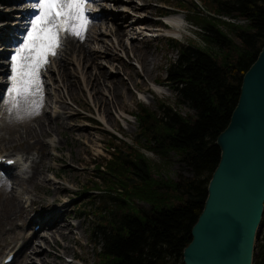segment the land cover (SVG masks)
I'll return each mask as SVG.
<instances>
[{"label": "trees", "instance_id": "obj_1", "mask_svg": "<svg viewBox=\"0 0 264 264\" xmlns=\"http://www.w3.org/2000/svg\"><path fill=\"white\" fill-rule=\"evenodd\" d=\"M187 1L191 5L185 7L191 14L188 19L199 27L207 46L173 43L177 56L167 66L165 80L175 92V102L187 104L193 114L183 115L161 101L156 111L138 102L134 118L149 144L146 148L163 156L174 150L190 176L179 174L165 183V192L157 198L154 184L161 183L151 177L144 155L117 154L107 160L105 172L120 186L115 188L106 180L114 191L106 203L113 207L99 214L100 220L92 227L96 239L91 242L98 246L102 264H167L169 258L182 261L183 248L191 240V228L220 159L216 137L227 126L242 76L264 43V0H199L201 5L177 0L183 7ZM212 13L238 15L248 24H229ZM168 189L175 196L174 203L165 202ZM135 198L148 205L137 206ZM261 222L264 224V208ZM252 264H264V236Z\"/></svg>", "mask_w": 264, "mask_h": 264}, {"label": "rangeland", "instance_id": "obj_2", "mask_svg": "<svg viewBox=\"0 0 264 264\" xmlns=\"http://www.w3.org/2000/svg\"><path fill=\"white\" fill-rule=\"evenodd\" d=\"M98 1V8L102 4H106L107 11L116 12L118 10L119 6L116 4L112 5V3L108 1L104 2L103 0ZM133 2L143 3L142 0H133ZM150 3L152 10L148 13L150 17H148L149 21L146 22L149 25L155 24V18L158 16H156V14L164 12L161 11L162 5L164 4L165 7H170L168 10L169 14L180 13L185 15V18H187L188 14L191 15L185 8L190 6L189 3L184 2L183 4L186 5L184 7L178 4L177 0H150ZM108 7H112V10H109ZM176 7H181L183 9ZM2 12L7 13L8 10H3ZM136 13L139 15L144 12L136 11ZM228 17L226 22L229 24L231 23L239 26H244L246 24L244 19L236 15ZM6 18L7 17H1L0 20ZM223 28L225 27L223 26ZM155 29H157V31H151L155 33L159 32L155 36L139 35L137 37V49L131 50L129 45L127 46V44H125V49L115 50V53H118L116 56L120 58L121 62L126 65V67L120 64L117 59L109 61L108 57L102 56L103 53L95 54V63L97 62V64L101 65V68L106 69L108 72L112 70L111 73L107 74L108 76L106 78L108 80L112 74L117 73L128 86V90L126 91L123 89L118 98L113 96L108 86H104V89L102 88L99 92V94L109 102L108 108L112 119H109L106 115L104 116V112L93 106L91 95L87 92L88 90L83 87L82 82L83 90H77L74 94H68L57 86L56 90L61 94L57 99H62L70 109L78 112L77 116L68 118V121L76 125H83L85 128H79L78 130L68 132L65 127L61 129L60 127L56 128L53 126L49 136L42 134L37 142L28 149L31 155L37 156V151L42 150V147L45 145V140H48L49 143L51 142L48 147V153L44 154L45 157H43L41 161L44 165L40 167L41 172L38 174L37 182L34 186L26 184L28 191L30 190L28 194L24 193L15 182L12 184L11 179H4L3 182L0 181V204L3 201V197L8 194L7 191L11 192V190H7L8 186H11L14 193L18 194L20 199H22V206L19 211V207H11L8 205L9 199L5 196L6 201H4L5 204L0 213V260L3 254L10 248L14 251L19 248V259H16L10 264H23L24 260L21 256L22 249L20 245L22 241L30 237L31 246L40 244V246L43 245L44 249L47 251V254L44 255L42 259L46 264H102L103 257L97 254L98 246H94L91 242L92 239H96V237H94L96 235H92V227L100 220L99 214L113 207L112 203H106V200L109 199L108 196L114 193V191L109 190L107 187L106 180L109 179L111 183H114L113 186L115 188H118L120 185L114 181L117 180L115 177L105 172L107 171L105 164L107 160L115 157V155L117 156V154L127 153L130 157L136 156L138 153L142 154V156L144 155L146 162L150 166L151 177L161 183L159 185L154 184V190L156 191L154 194L157 198H161L163 192H165L163 191V189H165L164 186H167L165 183L175 180L179 174L190 176V172L181 160V156L174 150H170L168 156H163L153 149L146 148L149 144L142 138L140 127L137 126L131 113L136 111L138 102H142L145 104L144 106L156 111L157 104L161 101L165 104H170L183 115H192V110H190L191 108L188 107V105L185 103L177 104L175 102V92L172 87H168L165 82L166 68L177 56L176 49L173 48L171 44L189 43L201 47L207 45L198 33L199 27L197 28L190 24L187 19L184 30H181L180 38L175 39L173 36H166L164 33L167 31L160 27L158 28L156 26ZM123 30L129 32L130 28L123 27ZM87 31L84 36L85 40L88 39L86 38L88 35ZM130 35L131 34L126 35L125 38ZM169 37L173 39L171 40ZM109 39V34H103L101 36L102 43H109L110 45L115 44L116 46V40L112 44ZM129 41L130 40H127V42ZM86 42L85 48L89 47L91 50L99 48L100 46L99 40V44H95L93 40L90 39L86 40ZM69 49L70 48L67 49V47L65 50L63 49V51L61 48L59 49L58 56L60 65L70 71V78L79 79L81 81L82 74L76 71V64L65 61L70 60V58H65L64 54L68 57L72 56L68 54L70 53ZM112 49L114 50L113 47ZM216 50L217 49L214 48V51ZM138 52L144 53L145 57L149 60L148 72L146 73L142 70L140 62L137 60L138 63L134 56V53ZM217 52L219 53V50ZM76 56L79 57L77 53L75 54V57ZM50 59L53 61L54 70L49 71L52 72V79L49 81L55 82V77L58 79L59 73H57L56 62L53 57ZM76 61L79 62V59L77 58ZM79 66V68L82 67L81 61L79 62ZM57 67H59V65H57ZM49 68L51 67L49 66ZM114 70L116 72H114ZM92 72H94V70ZM132 72L134 73L132 74ZM74 73L78 76L74 75ZM44 80L47 81L48 79L45 78ZM107 83L110 85L116 82L109 80ZM135 83H138L139 87H145L146 89L135 86ZM158 84L161 85L164 92H159L154 89V85ZM88 88L89 86H87V89ZM51 96L52 95H50V97ZM47 99L48 102L46 101V103L49 104L50 102V107H47L46 116L49 110L50 113H52V108H56L59 105L58 102L57 104L52 102L51 99L54 98ZM1 100L2 99H0V101ZM122 110L125 111L123 112ZM15 111L21 114V109H15ZM103 116L105 118H103ZM8 118L9 125H15L17 127L25 125L23 123L14 124L12 112L9 113ZM35 119L34 116H29L28 122L33 123ZM5 129L6 126L1 131L3 135H6ZM80 132H85L87 135L86 143H84V141L82 144L77 143ZM111 132H116L117 134H115L118 137H114ZM120 133L122 136L119 135ZM32 140L33 139H30V141ZM23 147L24 144L21 143L13 142L8 144L6 139L0 140V153L4 155L11 153L24 154L26 152L23 151ZM35 147H37V149ZM113 149L114 152L111 151ZM44 176H51L52 180L51 178L43 180ZM8 181L11 184H9ZM135 184H139V182L135 181ZM62 188H65V190H62ZM166 197H169L165 200L166 203H174L176 200L169 189L168 193H166ZM29 198H36V200L40 199L38 202L40 206L37 202H29ZM65 199L66 202H68V208L66 210L68 214H65L63 217L61 216L58 222L64 224L70 222L72 224V228L74 229L72 237L64 238L63 236L60 237L56 235V240L46 242L43 237L38 236V234L40 235V233L42 234L45 232L44 228L39 229L35 221L39 216H45L50 213L52 207L47 208L42 205L46 202H52L53 204L63 202ZM134 202L137 206L148 205L147 202L138 198H135ZM24 208H28V210L23 211ZM28 219H33V221L26 223ZM79 222L80 225H78ZM37 231H39V233ZM34 232L36 233L34 234ZM63 232L67 233V230L63 228ZM263 236L264 224L261 222L255 232L252 263L254 259H257V248ZM30 250V246H28L27 252H30ZM55 254H60L61 259L55 258ZM28 260L29 263H32L30 259ZM168 260L167 264H184L182 261H176L172 258ZM43 262H40L38 258L35 257L34 264H42Z\"/></svg>", "mask_w": 264, "mask_h": 264}, {"label": "bare ground", "instance_id": "obj_3", "mask_svg": "<svg viewBox=\"0 0 264 264\" xmlns=\"http://www.w3.org/2000/svg\"><path fill=\"white\" fill-rule=\"evenodd\" d=\"M11 1L20 2L21 4L19 5H22V8L23 9L25 8V10H20L21 7L18 6L15 7L11 6L12 5L10 4ZM103 1H108L111 3L114 2L122 7H120L116 12H111V11L105 12L106 11L105 7H100L99 9L98 8L93 9L92 5L96 4V2L95 3L90 2L89 7L91 8L92 11L90 12V14H88L90 23L88 25V31H87L88 35L86 37L88 39L86 40L89 39L93 40L95 44L100 43L99 48H94L93 50L89 49V47L85 48V43L87 44L85 37L83 40H79L78 38L72 36H66V38L64 39V46L61 48L62 51L63 49L65 50L66 47L67 49L70 48L69 49L70 53L68 54H71L72 56L68 57L67 55L64 54L65 58H70V60H65V61H69L72 64L73 63L76 64V71L82 74L81 81L79 79L70 78V74H69L70 71H68L67 68H64L63 66L60 65L59 56L53 57L54 61L56 62V70L57 73H59L58 75L60 79L59 77L58 79L55 77L56 79L55 82L49 81L50 79H52V75H51L52 72L49 71L54 70L53 61L50 60L49 63L50 65L48 64L45 70H43L41 73V79L43 82L42 92L35 96H29L27 99L17 98L19 101V106L13 107V104L9 102V90L12 84L10 77L13 75L12 65L9 66V64L12 61H9V58L3 60L0 59V98L2 99L0 101V140L6 139L8 144L13 142L24 144L23 151L26 152L24 153L25 157H22L23 156L22 153L21 155L22 159L21 157H17L19 156L18 153L6 154L7 157H5V159L7 158L16 159V165L14 167L15 169L14 171H9L8 169H10V167H4L3 162H0V169L1 168L4 169L6 171L7 177L9 176L8 179H11V183L13 184L15 182L16 184H18L21 190L26 194H28V192L30 191V190L28 191L26 184L34 186L38 180V174L41 172L40 167L44 165L41 161L43 157H45L44 154L48 153L49 151L48 147L51 142L49 143L48 140H45V145L42 147L41 151L40 150L37 151L38 152L37 156H34L33 154L30 155L28 149L37 142L38 138L41 137L42 134L49 136L53 126L56 128L60 127L61 129L65 127L67 128L68 132L78 130L79 128L80 129L85 128L83 125L82 126L76 125L68 121V118H73L77 116L78 112H76L73 109H70V107L67 106V104L62 99L60 100L59 98L57 99V97L61 96L59 91L56 90L57 86L58 88L62 89L68 94H74L75 91L81 89L83 90V87H85L86 90H88L87 92L91 95L93 106L96 107L98 110L104 112L103 113L104 116L105 115L108 116L109 119H112L108 108L109 102L107 101L106 98L102 97L99 94V92L102 90V88L104 89V86H108L113 96L115 98H118V96L122 93L123 89L126 91L128 90V86L121 79V77L117 75V73L112 74L111 77L109 78V80H113L117 84L111 83L110 85H108L107 81L109 80L106 77L108 76L107 74L111 73L112 70L108 72L106 69L101 68V65L97 64V62L95 63L94 61V59L96 58L95 54L103 53L102 56L108 57L109 61L117 59L120 64L126 67V65H124L121 62L120 58L116 56V54L118 53H115V50L125 49V44H127V46L129 45V48L131 50L137 49V45H136V42L138 40L137 37L139 35L142 36L149 35L146 26L149 24L146 22L149 21L148 17L150 16L148 13H150L152 10V7H150L151 3L150 0H142L143 3L133 2V0H103ZM34 3H35L34 0H29L28 2H26V0H0V18L10 16V14H12V16L21 15L20 17L29 16L31 15V13L33 15L35 9H33L32 11L31 5ZM97 4H99V1H97ZM4 7H9L7 8L9 12L3 13L2 11L5 10ZM13 8L19 9L18 12L16 13L11 12V9ZM136 11H143L144 13L137 15ZM167 18L168 21L171 22L173 27V29L170 28L169 31L176 34H180L181 31H178L177 29L180 28L181 22H183L185 19V15L180 13H171L168 14ZM6 24H7L6 22L0 21V27H2L0 29V34L2 35H5L8 30ZM142 25H144L142 29H139L140 26ZM123 27L130 28V31L125 32L123 30ZM152 31H157V29H153ZM151 33H155V32H151ZM101 34L102 35L109 34L110 35L109 40L112 42V44L116 40V46L115 44L110 45L109 43L107 44L102 43ZM128 34L131 35L125 38V36ZM2 35L0 36V40H5V38H3ZM127 40L130 41L127 42ZM1 46L2 44H0V48ZM112 47L114 48V50L112 49ZM6 48L2 47V50H0V58H2L5 54H7V52L3 50ZM76 53L79 57L77 56L75 57ZM134 56L136 57V61L138 60L140 62V66L142 70L145 73L148 72L149 60L147 59V57H145V54L138 52V53H134ZM77 58L79 59V62L80 61L82 62L81 68H79L80 67L79 62L76 61ZM57 65H59V67H57ZM49 66L51 68H49ZM93 70L94 72H92ZM114 72L116 71L114 70ZM133 73L134 72H132V74ZM74 75L78 76L76 73H74ZM45 78H47L48 80L45 81L44 80ZM81 82L83 83V87ZM87 86H89L88 89ZM135 86L139 87V84L135 83ZM139 88L146 89L145 87H139ZM154 89L159 92H164L160 84L154 85ZM50 95L52 96L50 97ZM47 98H54L51 99L52 102L54 104H57L58 102L59 105L56 108H52L53 110L52 113H50L49 110L46 116L45 113L47 107L48 106L50 107V102L49 104L46 103V101L48 102ZM36 104H39L38 114L28 115L27 113L31 112ZM15 109H21V114H18L17 113L18 111H15ZM122 111L124 112L125 110ZM10 112H12V120L14 121V124L23 123L25 125L22 127L9 125L8 115ZM29 116H34V119L36 118L33 123L28 122ZM104 116L103 118H105ZM5 126H6L5 129L6 135H3L1 131L3 128H5ZM57 131L59 133L58 129ZM30 139L33 140L30 141ZM86 139H87V135L85 134V132H80L77 138V143L82 144L83 141L84 143H86L87 142ZM35 148L37 149V147ZM0 156L3 155L0 154ZM27 159H30L29 163L26 166H24L22 163L27 161ZM47 178L48 179L51 178L52 180L51 176L50 177L44 176L43 180H46ZM0 181L3 182L2 177H0ZM7 190H11V192L7 191L8 194L5 195L6 198L9 199L8 205L11 207H19V211H20L22 206L21 205L22 199H20L18 194L14 193L12 187L8 186ZM62 190H65V188H62ZM5 196L3 197V201L0 204V213L4 207L5 204L4 201H6ZM39 201L40 199L36 200V198H29V202L31 203L33 202L38 203ZM38 205L40 206V203H38ZM42 206L47 208L52 207V211L45 216H39V218L35 221V223L38 224V228L39 229L44 228L45 231L42 234L40 233V235L38 234V236L43 237V239L46 242L50 240H56L55 239L57 238L56 235H59L60 237L63 236L64 238L72 237V233L74 232V229L72 228L73 227L72 224L70 222H66L65 224L58 222V219L61 216L63 217L65 216V214L66 215L68 214V212L66 213V210L68 208L67 207L68 202H66V199L63 202H59L55 204H53L52 202H46ZM27 210L28 208L23 209V211H27ZM31 221H33V219H28L26 223H29ZM78 225H80V222L78 223ZM63 228L67 230V233L63 232ZM37 232L39 233V231ZM35 233L36 232H34V234ZM30 243H31V239L30 237H28L27 239L22 241L20 245V248L22 249L21 256L22 259L24 260L23 264H34L35 257H37L40 262H43L42 260L44 258L43 256L47 254V251L44 249L43 245L40 246V244H36L35 246H31ZM28 246H30L31 249L30 252H27ZM9 250H12V248H10ZM54 257L61 259L60 254H55ZM1 259H3V256L1 257ZM28 259H30L32 263H29ZM0 264H2V261H0ZM42 264H46V263L43 262Z\"/></svg>", "mask_w": 264, "mask_h": 264}, {"label": "water", "instance_id": "obj_4", "mask_svg": "<svg viewBox=\"0 0 264 264\" xmlns=\"http://www.w3.org/2000/svg\"><path fill=\"white\" fill-rule=\"evenodd\" d=\"M215 141L220 159L182 261L252 264L264 208V43L243 74L237 103Z\"/></svg>", "mask_w": 264, "mask_h": 264}, {"label": "snow or ice", "instance_id": "obj_5", "mask_svg": "<svg viewBox=\"0 0 264 264\" xmlns=\"http://www.w3.org/2000/svg\"><path fill=\"white\" fill-rule=\"evenodd\" d=\"M89 3L90 0H36L31 5L35 14L27 22L22 43L11 57L9 102L13 107L19 106L17 98L27 99L42 92L41 73L50 58L58 56L66 36L84 39L92 11ZM38 108L36 104L27 114H38Z\"/></svg>", "mask_w": 264, "mask_h": 264}]
</instances>
